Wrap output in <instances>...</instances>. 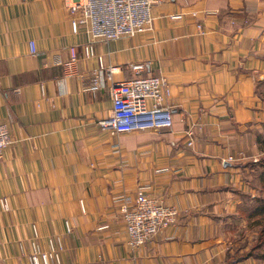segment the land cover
Wrapping results in <instances>:
<instances>
[{"label": "crops", "instance_id": "crops-1", "mask_svg": "<svg viewBox=\"0 0 264 264\" xmlns=\"http://www.w3.org/2000/svg\"><path fill=\"white\" fill-rule=\"evenodd\" d=\"M152 14L151 31L85 58L64 0H0V121L14 140L0 161V264H31L33 244L56 248L54 264H264L245 255L264 225V0H158ZM109 67L116 82L165 76L173 127L103 129ZM140 187L179 217L133 250L119 210Z\"/></svg>", "mask_w": 264, "mask_h": 264}, {"label": "built area", "instance_id": "built-area-1", "mask_svg": "<svg viewBox=\"0 0 264 264\" xmlns=\"http://www.w3.org/2000/svg\"><path fill=\"white\" fill-rule=\"evenodd\" d=\"M71 16V25L75 33L81 29L87 34L88 41L84 47V57L95 55L96 42H110L123 37H135L153 29V6L158 0H64ZM193 15H196L194 13ZM171 20H180L183 14L169 15ZM203 33V25L198 24ZM32 53L36 51L33 48ZM70 59L58 61L67 75L74 74L79 60L76 47L70 49ZM102 69L103 63L101 64ZM135 72H143L145 64L131 66ZM119 69L109 67L107 76L111 81L112 110L108 118L100 121L103 129L114 136L149 130L171 129L174 115L167 104L171 95L169 81L165 76L149 75L134 77L123 82H116L112 74ZM99 87L96 75L92 88ZM195 130L190 127L187 136L193 144ZM14 140L7 124L0 121V161ZM231 159V158H230ZM7 209L6 204L3 205ZM120 215L127 233V243L136 250L151 241L161 231L175 225L179 211L164 201L150 196L144 187H140L132 205L127 203L120 207ZM61 249V248H60ZM59 259V251L52 246L44 252L37 244L29 256L31 264H54Z\"/></svg>", "mask_w": 264, "mask_h": 264}, {"label": "trees", "instance_id": "trees-1", "mask_svg": "<svg viewBox=\"0 0 264 264\" xmlns=\"http://www.w3.org/2000/svg\"><path fill=\"white\" fill-rule=\"evenodd\" d=\"M258 165L262 168V173L260 175V181L264 189V157L258 161ZM257 202L259 204L258 212L261 216H263L264 215V197L259 198ZM245 255L249 257H254L257 259L264 260V225L262 226L261 232L258 238L256 239V241L254 242V244L252 245L250 251L246 253Z\"/></svg>", "mask_w": 264, "mask_h": 264}]
</instances>
